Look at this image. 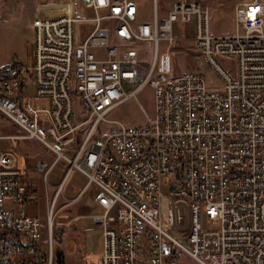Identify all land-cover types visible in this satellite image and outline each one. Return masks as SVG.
<instances>
[{
	"label": "built area",
	"instance_id": "obj_1",
	"mask_svg": "<svg viewBox=\"0 0 264 264\" xmlns=\"http://www.w3.org/2000/svg\"><path fill=\"white\" fill-rule=\"evenodd\" d=\"M78 1L90 16L73 0L71 14L36 9L32 94L17 59L0 63V118L20 129L0 141L50 150L46 183L67 164L43 221L25 211L37 198L27 166L0 147V264H52L56 204L74 170L83 191L96 188L99 264H264V0L238 4L228 35L211 32L195 0L174 1L163 19L152 0L150 21L136 0ZM178 22L194 32L196 65L181 73ZM145 85L155 97L145 125L107 117Z\"/></svg>",
	"mask_w": 264,
	"mask_h": 264
},
{
	"label": "rangeland",
	"instance_id": "obj_2",
	"mask_svg": "<svg viewBox=\"0 0 264 264\" xmlns=\"http://www.w3.org/2000/svg\"><path fill=\"white\" fill-rule=\"evenodd\" d=\"M76 4V16L87 17L91 12L84 10L78 0H73ZM176 0H157L159 7V16L161 19L168 15L171 10L172 3ZM202 4L208 5L210 10V28L213 34L228 35L235 32V11L238 4L251 0H195ZM140 11L141 18L146 21L152 19V0H136ZM45 3H56L47 7L39 8L46 10L48 13L51 10L59 12L72 13V0H0V63L9 64L15 58L19 61L24 69L23 77L26 80L25 94L34 92V63L35 49L33 42V32L31 22L34 18L38 5ZM87 23L78 25V28L86 29ZM174 33L180 36V42L176 46V68L175 72L181 73L196 69L193 61V42L192 36L194 32L190 25L178 22L174 25ZM210 75V71L206 72ZM130 90V89H128ZM155 97L154 90L150 85L143 86L137 93L136 97L130 98L113 109L109 114V119H117L127 126H141L147 123V117H152L154 114ZM4 124L2 130L7 132H20L18 127L10 125L3 117ZM2 131V133H4ZM22 144L20 141H0L1 147H15ZM17 151L23 154L33 155L35 150L31 148L18 147ZM46 160L50 163L54 159V154L45 151ZM35 155V154H34ZM32 157V161L35 160ZM67 169V164L59 161L50 175L48 176L47 184L43 180L42 173L35 172L30 175L28 181L34 185L37 191V198L26 207L28 212H33L45 221L47 216V196L48 201L52 199L55 192V186L61 180ZM86 178L79 171L74 170L65 184L62 196L56 204V219L54 225L55 234H63L59 239L53 242V253L55 250H60L66 258V264H81L82 253L90 251V248L84 249L83 235L81 230L64 225L67 223L66 216L70 214L74 204L65 205L69 199L74 197L78 190L85 183ZM96 188L90 187L87 194L94 195ZM65 205V206H64ZM91 234L90 236H92ZM92 239V237H91ZM93 240V239H92ZM186 256L181 257L179 264H197L194 261L187 260Z\"/></svg>",
	"mask_w": 264,
	"mask_h": 264
},
{
	"label": "crops",
	"instance_id": "obj_3",
	"mask_svg": "<svg viewBox=\"0 0 264 264\" xmlns=\"http://www.w3.org/2000/svg\"><path fill=\"white\" fill-rule=\"evenodd\" d=\"M9 123H10V125L14 126V128L15 127L17 128L16 125L12 124L11 122H9ZM3 124H4L3 118H2V120L0 118V130H2ZM3 132L5 133V130ZM19 133L20 132H15V131L10 132L9 131L5 134L14 135V134H19ZM1 141H3V140H1ZM4 141H12V143H13V141H20V142H22V144L17 145L18 147L23 146L24 148H31L32 150L33 149L35 150V153H34L35 155L33 154V155L29 156L27 154H23V152L19 153L16 149L17 146H15V147H11V146L10 147L9 146L8 147H1V145H0L1 148L12 149L13 151L16 152V154L19 155L22 163L27 166L25 181H26V183L30 184L36 190L34 185L28 181V178L30 177V175H33L35 172H39V173H42L43 180H44L45 170L52 163V162L49 163L46 160V158H44V156H46L45 151H48L50 153H52V152L50 150H48L47 148H45L44 146H42L36 140H25V139H10V140H8V139H4ZM34 156H36L35 160L32 161V157H34ZM53 168H52V170H53ZM51 171L49 172L48 176L50 175ZM48 176H47V180H48ZM68 179H69V177H68ZM68 179H67V181H68ZM67 181L65 182V184L67 183ZM47 184H49V182H47ZM84 184L78 190L77 194L74 197H72V198H75L78 194H81V196L77 202L71 203V204H74V207L71 209V211L73 210V212H70V214H67L68 216H66V219H67V223H69L68 227H70V225H72L73 227L81 230L82 235H83V244H84L83 247H84V249L86 250V249L90 248V251H85L84 253H82L81 264H99V256L102 252V237H101L100 231L91 226L90 218H89V216L91 214L98 212L99 208L95 205V203L93 201V195L87 194L88 190L92 186L88 187L86 190L83 191ZM36 193H37V191H36ZM46 199L48 202V196ZM30 204H28V205H30ZM28 205L25 206V211L30 215H36L39 217V215H37L33 212H28L26 210V207ZM75 216H80V218L78 220H74L73 218ZM66 224L64 223V225H66ZM91 234H93V235L90 236ZM61 236H63V234ZM91 237L93 240L91 239ZM186 259L190 260V261L192 260L190 258H186ZM65 264H66V258H65Z\"/></svg>",
	"mask_w": 264,
	"mask_h": 264
},
{
	"label": "trees",
	"instance_id": "obj_4",
	"mask_svg": "<svg viewBox=\"0 0 264 264\" xmlns=\"http://www.w3.org/2000/svg\"><path fill=\"white\" fill-rule=\"evenodd\" d=\"M52 264H65V257L60 250L54 251Z\"/></svg>",
	"mask_w": 264,
	"mask_h": 264
},
{
	"label": "bare ground",
	"instance_id": "obj_5",
	"mask_svg": "<svg viewBox=\"0 0 264 264\" xmlns=\"http://www.w3.org/2000/svg\"><path fill=\"white\" fill-rule=\"evenodd\" d=\"M63 13H66V12H59V11H56V10H51L49 12L50 15H60V14H63ZM70 14V13H69ZM81 220V219H80Z\"/></svg>",
	"mask_w": 264,
	"mask_h": 264
},
{
	"label": "water",
	"instance_id": "obj_6",
	"mask_svg": "<svg viewBox=\"0 0 264 264\" xmlns=\"http://www.w3.org/2000/svg\"><path fill=\"white\" fill-rule=\"evenodd\" d=\"M172 190H174V188H172Z\"/></svg>",
	"mask_w": 264,
	"mask_h": 264
}]
</instances>
